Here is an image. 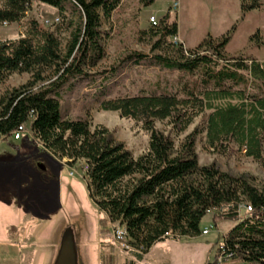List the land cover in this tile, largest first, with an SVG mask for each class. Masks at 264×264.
I'll use <instances>...</instances> for the list:
<instances>
[{
    "label": "trees",
    "instance_id": "1",
    "mask_svg": "<svg viewBox=\"0 0 264 264\" xmlns=\"http://www.w3.org/2000/svg\"><path fill=\"white\" fill-rule=\"evenodd\" d=\"M55 8L65 22L66 7L79 21L66 22L69 39L62 47L55 34L36 20L27 19L32 2ZM144 7L154 0H140ZM0 24H23L19 39L0 41V79L31 74L25 84L0 96V143L27 125L33 141L50 160L72 166L83 161L85 188L100 213V246L108 223L124 227L126 242L136 260L157 243L201 234L208 211L235 225L222 236L237 260L264 264V193L244 176L221 172L215 164L199 166L196 137L206 133L208 145L220 155L229 146L245 147L246 155L264 166V62L244 56L227 57L224 48L235 26L218 40L207 36L195 49L169 38L177 36L176 22L167 12L151 38V51L163 44L174 57L154 55L161 68L177 73L175 91L118 97L100 103V109L142 124L149 134L146 152L137 158L102 126L92 130L87 120L61 116L59 91L76 79H89L104 57L101 21L110 20L121 0H4ZM260 0H240L242 17L261 8ZM250 42L260 45L259 34ZM148 56L132 52L122 61L139 62ZM111 71L114 73L115 68ZM104 74V73H101ZM206 112H208L206 114ZM198 116L202 125L188 134L176 149L170 135L155 129L167 120L175 135L184 132ZM52 157V158H51ZM53 161V160H52ZM251 206V212L243 209ZM170 232L171 237L165 234ZM125 264H134L132 261Z\"/></svg>",
    "mask_w": 264,
    "mask_h": 264
},
{
    "label": "rangeland",
    "instance_id": "2",
    "mask_svg": "<svg viewBox=\"0 0 264 264\" xmlns=\"http://www.w3.org/2000/svg\"><path fill=\"white\" fill-rule=\"evenodd\" d=\"M168 5H172V0H155L147 7H144L140 0H121L110 20L101 21L100 31L104 57L98 66L90 71L92 76L89 79H76L58 93L63 119L87 120L91 125V130L97 125L106 128L112 134L113 139L122 143L134 158L146 152L149 134L143 130L140 122L121 118L117 112L101 110L100 103L124 96L175 91L178 81L177 73L159 67L151 59L154 55L174 57L172 52H168L174 50H170L167 44L171 43L174 49L181 44L177 37L169 38L167 44L151 51L152 46L158 40V37L151 38V32L157 31L158 26L152 28L149 19L155 17L160 22L163 16L157 13ZM4 6V0H0V10ZM213 9V0H181L176 8L168 7L167 12H170L171 16L169 22L175 21L181 33L209 32L217 36L219 25H217ZM65 17L63 23L55 8L37 1L32 2L27 14V19L32 18L43 29L53 32L62 47L68 41L71 31L66 28L65 23L70 21L75 23L80 20L78 13L70 6L66 7ZM26 20L20 23L0 24V41L19 39L23 34V24ZM132 52L147 55L148 58L139 62L124 63L122 59ZM224 52L228 55L234 54V51ZM112 68L116 69L114 73L111 71ZM30 79L31 74L26 73L12 74L0 79V96L25 84ZM202 122V116H198L179 135L171 131L167 120L156 121L154 127L170 135L175 148L178 149L185 137L194 128L202 125ZM26 130L25 136L29 137L33 144L39 145L38 154L32 155L33 152H30L17 155L22 157L19 158L20 160L17 159V164H14V168H18L20 179L17 185L14 187L11 185L9 188L15 192L18 188L20 193L28 194L31 200L52 203L57 211L47 225L50 226L52 233L58 232V235L61 229V240L64 233L69 231L71 246L76 255V264H124L135 258L136 251L133 248L126 249L113 240L112 232L116 228L125 231L124 227L117 223H108L107 230L102 236L106 245L100 246L98 221L106 216L97 210L85 188L83 161H77L74 165L68 166L66 160H50L42 152L40 144L33 141L27 125ZM2 144L3 142L0 143L1 148L4 147ZM5 145L11 149V146ZM241 148L231 145L227 155L223 156L208 145L205 132L198 135L195 141L199 166L215 164L221 172L234 177L244 176L254 188L264 193V166L247 156L246 152L243 153ZM210 225L213 228L208 235L186 236L177 241L169 239L157 243L142 258L149 256L146 261H151L152 264L163 262L209 264L221 237L228 233L235 223L217 219L215 212L212 211L202 219L200 229L203 230Z\"/></svg>",
    "mask_w": 264,
    "mask_h": 264
},
{
    "label": "crops",
    "instance_id": "3",
    "mask_svg": "<svg viewBox=\"0 0 264 264\" xmlns=\"http://www.w3.org/2000/svg\"><path fill=\"white\" fill-rule=\"evenodd\" d=\"M213 1V13L216 14L217 25H219L217 36L211 35L209 32L198 34L195 31L184 34L181 33L177 25L176 37L183 47L191 50L207 36L218 40L235 26V30L224 48V51H234V54L228 55L224 52L225 56H244L264 62V0H260L262 6L259 10L248 12L243 17L240 11V0ZM168 7L171 8L168 5L156 13L164 16ZM169 20H171V16ZM255 33L259 34L261 42L258 46L249 40ZM25 135H22L19 140L10 138L3 142L4 147H0V152H2L0 155V264H54L60 249L61 229L59 235L58 232L52 233L47 223L57 209L52 206V203L31 200L28 194L20 193L18 188L16 192L9 188L11 185L13 187L17 185L20 179L18 168H14V164H17V159L20 160L19 158L22 157L17 155L30 152H33L32 155L38 154L39 145L33 144L31 139ZM5 144L11 146V149ZM55 234L56 236H54ZM214 255L215 252L208 263L213 260ZM148 258L149 256L140 260L133 258L126 262L152 264L151 261H146Z\"/></svg>",
    "mask_w": 264,
    "mask_h": 264
},
{
    "label": "built area",
    "instance_id": "4",
    "mask_svg": "<svg viewBox=\"0 0 264 264\" xmlns=\"http://www.w3.org/2000/svg\"><path fill=\"white\" fill-rule=\"evenodd\" d=\"M178 3H179V0H172L171 8L172 7L176 8L178 6ZM149 22H150L152 28H156L158 26V21L155 19V17H150ZM26 132H27L26 125H21V126H19L17 128V130L15 131V133L13 134V136L11 138L14 139V140H19L22 137V135H24ZM241 151L243 153H245L246 152V148L242 147ZM243 209L246 212H251V206H249V205H244ZM211 212L212 211H208V213H211ZM213 212H216V210H213ZM212 228L213 227L211 225L206 227V228H204L201 231V235H203V236L208 235L210 233V231L212 230ZM165 235L169 237V236H171V233L168 232ZM125 236H126V233L121 228H116L112 232L113 240L115 242L120 243L126 249H128V248H130V246H128V244H127V242L125 240V238H126ZM217 246L218 247L215 250L214 258L209 264H249L247 262L237 260L235 258V256L233 255V253L231 252V250L226 247L222 237H221V239H220V241H219ZM135 251L137 253H140L142 251V249L140 248V249L135 250Z\"/></svg>",
    "mask_w": 264,
    "mask_h": 264
},
{
    "label": "water",
    "instance_id": "5",
    "mask_svg": "<svg viewBox=\"0 0 264 264\" xmlns=\"http://www.w3.org/2000/svg\"><path fill=\"white\" fill-rule=\"evenodd\" d=\"M54 264H76V255L71 246L69 231H66L63 235L60 249Z\"/></svg>",
    "mask_w": 264,
    "mask_h": 264
}]
</instances>
